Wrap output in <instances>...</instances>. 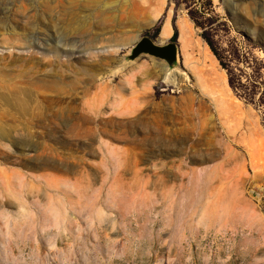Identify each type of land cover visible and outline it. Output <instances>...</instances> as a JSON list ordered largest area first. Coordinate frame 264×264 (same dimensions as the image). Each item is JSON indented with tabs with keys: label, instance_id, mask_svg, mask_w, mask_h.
Wrapping results in <instances>:
<instances>
[{
	"label": "rangeland",
	"instance_id": "rangeland-1",
	"mask_svg": "<svg viewBox=\"0 0 264 264\" xmlns=\"http://www.w3.org/2000/svg\"><path fill=\"white\" fill-rule=\"evenodd\" d=\"M0 13V71L55 85L30 92L48 109L32 117L0 88V264H264V0H0ZM167 20L177 58L134 57L142 37L169 42Z\"/></svg>",
	"mask_w": 264,
	"mask_h": 264
},
{
	"label": "bare ground",
	"instance_id": "bare-ground-1",
	"mask_svg": "<svg viewBox=\"0 0 264 264\" xmlns=\"http://www.w3.org/2000/svg\"><path fill=\"white\" fill-rule=\"evenodd\" d=\"M4 9V8H3ZM1 14V13H0ZM190 29V28H189ZM189 29L186 28V26L184 27L183 31L184 34L188 33ZM172 32V28H171V24L170 22L168 21L162 28V32H161V41L164 42L168 39V37L170 36ZM182 32V31H181ZM183 33V32H182ZM31 38L33 37H36V35H30ZM29 42V41H28ZM35 41L31 42L28 46V50H29V53H30V50H32V45L34 46L33 48H38L40 47L39 44H36L34 43ZM192 44V43H191ZM58 48V45H54V48ZM34 52V49L32 50ZM38 51V50H37ZM31 52V53H33ZM80 52L79 48H76V51L72 52L74 53L75 55L78 54ZM193 52V51H192ZM36 53V51H35ZM199 55V53H198ZM191 56V55H190ZM29 57H32V56H29ZM204 58H205V55H204ZM199 59V58H198ZM207 59V58H206ZM205 59V60H206ZM211 59V58H210ZM1 60H4V59H0V67H3V68H6V64L4 63V61L2 62ZM28 60V59H26ZM31 60V59H29ZM28 60V61H29ZM187 61V60H186ZM200 61V60H199ZM204 61V60H203ZM202 61V62H203ZM208 60H206L207 62ZM6 62V61H5ZM211 66L210 67H206L204 69V74L206 75V79L208 78L209 80H214L216 78V70H215V66L212 62V59H211ZM26 64H30L29 62L26 63ZM2 65V66H1ZM204 65V64H203ZM33 74H29V73H26V71H23V72H20L19 74L21 75H18V76H10V75H7L3 70L0 71V88L2 89H6L9 93L8 94H5L1 99H2V104L3 105H9L10 107H12L13 109H17V113L19 116H30L32 117V113L35 112L37 109H38V105H40V103L36 100H34V98L32 99L31 96H30V92L31 91H35L39 94H44L46 95L47 93H50V83L52 81H50V72H47L46 75L42 76L40 73H37V72H34L32 71ZM26 73V74H25ZM23 74V75H22ZM53 80V79H51ZM217 80V79H216ZM57 85V83H55ZM216 85V84H215ZM218 85V84H217ZM52 86H55V85H52ZM207 86V85H206ZM210 86V85H209ZM216 87V86H215ZM54 88V87H53ZM57 88V87H56ZM218 89V88H217ZM226 89V88H225ZM54 90V89H53ZM219 91V90H218ZM226 91V90H225ZM221 92V91H220ZM48 95V94H47ZM42 96V95H41ZM205 96L209 97L210 98V101L212 102L213 101V98H211V95L206 94ZM33 97V96H32ZM49 97V95H48ZM47 97V99L45 100H49V98ZM145 100V98L143 99ZM215 101H216V98H215ZM214 101V103H215ZM44 102V101H43ZM230 102V101H229ZM50 103V102H49ZM218 103V102H217ZM215 103V104H217ZM220 103H221V100H220ZM223 103V101H222ZM224 106V105H223ZM232 107V106H231ZM230 107V109H231ZM222 108V107H221ZM220 108V109H221ZM234 111L233 112H227V114L229 115L230 118H232L233 120H236V121H241L242 119L238 118L237 114L240 116L239 114V111H240V107L238 105H234ZM233 108L231 109V111L233 110ZM39 112L41 113H37L38 111H36V114L41 116V115H46V111L48 110L45 106L40 107L39 108ZM204 110V109H203ZM207 110V109H206ZM221 111V110H220ZM227 111V110H225ZM197 113V112H196ZM206 113V112H205ZM204 114V113H203ZM226 114V113H225ZM207 116V115H206ZM226 116V115H225ZM29 117V118H30ZM48 117V116H47ZM228 117V118H229ZM32 119V118H31ZM48 119V118H47ZM226 119V118H225ZM239 119V120H238ZM29 120V119H28ZM44 120V119H43ZM230 119H228L229 121ZM227 121V122H228ZM235 121V122H236ZM231 122V120H230ZM33 123V122H32ZM205 123V122H204ZM30 124V123H29ZM202 124V123H201ZM237 126L238 123L236 122ZM32 125V124H31ZM30 125V126H31ZM50 125V124H49ZM230 125V124H229ZM27 126V123L26 125ZM228 126V124H227ZM26 130L27 128H29L28 126L25 127ZM238 128V127H237ZM33 129V128H32ZM203 128H201L202 130ZM230 131V130H229ZM34 132V131H33ZM35 133H36V130H35ZM38 133V132H37ZM74 136H78V137H86V135L89 134L88 131H76L75 133H73ZM210 134V133H209ZM2 135H5L4 133ZM7 135L11 138L14 137L13 134L11 133H7ZM13 135V136H12ZM29 135H35L34 133H32L30 131ZM248 143V142H247ZM248 147V146H247ZM239 180V179H238ZM223 208V207H222Z\"/></svg>",
	"mask_w": 264,
	"mask_h": 264
},
{
	"label": "water",
	"instance_id": "water-1",
	"mask_svg": "<svg viewBox=\"0 0 264 264\" xmlns=\"http://www.w3.org/2000/svg\"><path fill=\"white\" fill-rule=\"evenodd\" d=\"M146 53L153 57L171 62L178 56V45L172 42L171 38L167 44L158 45L149 37H142L134 48L133 56L138 57Z\"/></svg>",
	"mask_w": 264,
	"mask_h": 264
},
{
	"label": "trees",
	"instance_id": "trees-1",
	"mask_svg": "<svg viewBox=\"0 0 264 264\" xmlns=\"http://www.w3.org/2000/svg\"><path fill=\"white\" fill-rule=\"evenodd\" d=\"M191 17H192V19H194V18H193V14H191ZM177 38H178V31H177L176 29H174V33H173V36H172V38H171V41H175ZM208 44H209V46H210L212 52L214 53V55L217 56L218 59L220 60V58H219V56H218L216 50L213 48L212 44H211L209 41H208ZM230 84H231V86L233 87V84H232L231 82H230Z\"/></svg>",
	"mask_w": 264,
	"mask_h": 264
},
{
	"label": "crops",
	"instance_id": "crops-1",
	"mask_svg": "<svg viewBox=\"0 0 264 264\" xmlns=\"http://www.w3.org/2000/svg\"><path fill=\"white\" fill-rule=\"evenodd\" d=\"M162 7H163V6H162ZM168 21H169V20H167L166 23H167ZM169 22H170V21H169ZM166 23H165V24H166ZM165 24H164V25H165ZM170 24H171V23H170ZM164 25H163V26H164ZM182 26H183V27L186 26L187 29L190 28V25H189L188 23H183ZM162 28H163V27H162ZM171 28H172V26H171ZM173 33H174V31H173V28H172V32H171L170 36L168 37V39H170V38L173 36Z\"/></svg>",
	"mask_w": 264,
	"mask_h": 264
}]
</instances>
